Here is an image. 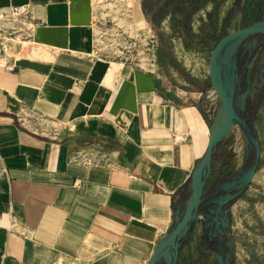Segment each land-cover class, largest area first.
I'll list each match as a JSON object with an SVG mask.
<instances>
[{"label": "crops", "instance_id": "obj_1", "mask_svg": "<svg viewBox=\"0 0 264 264\" xmlns=\"http://www.w3.org/2000/svg\"><path fill=\"white\" fill-rule=\"evenodd\" d=\"M94 4L0 0L38 24L0 52V264H148L206 151L205 79L182 87L159 68L94 57ZM234 202H210L177 264H218L204 236L224 244L228 264H250Z\"/></svg>", "mask_w": 264, "mask_h": 264}, {"label": "rangeland", "instance_id": "obj_2", "mask_svg": "<svg viewBox=\"0 0 264 264\" xmlns=\"http://www.w3.org/2000/svg\"><path fill=\"white\" fill-rule=\"evenodd\" d=\"M171 1L141 0L147 10L146 15H142L137 0H94L97 55L109 62L127 61L155 72L159 68L163 77L177 80L179 86L196 87V83L206 81V68L215 40L231 29L245 27L248 19L259 12L255 0H188L182 4ZM241 7L244 17L239 18ZM235 21L239 22L236 27ZM247 51L253 56L247 65L246 86L239 87L237 103L239 108L243 105L239 113L255 118L253 124L261 159L256 176L250 182L252 185L239 194L240 200L233 199L229 203L234 200L236 203L232 208L236 223L234 239L240 246L246 245L250 264H264L257 261L262 249L260 241L264 239V40H251L243 55ZM206 101L205 111L213 124L218 107L207 81ZM234 143L233 133L227 154L215 168L208 187L228 177L242 175L253 149L244 136V148L238 155Z\"/></svg>", "mask_w": 264, "mask_h": 264}, {"label": "water", "instance_id": "obj_3", "mask_svg": "<svg viewBox=\"0 0 264 264\" xmlns=\"http://www.w3.org/2000/svg\"><path fill=\"white\" fill-rule=\"evenodd\" d=\"M259 6L257 16L248 19L249 23L243 28L231 29L215 46L209 56L206 68V81L217 103V114L213 124L209 123V140L204 155L195 163L189 178L184 186V211L175 221L170 231L165 234L153 251L148 264H177L182 242L189 236L198 217L200 207L205 202L204 189L211 171L220 166L229 149L230 140L235 125L246 137L253 149L251 166L242 172L237 179L226 182L216 188L210 196L211 201L218 205V209L226 207L251 182L260 164L261 148L258 137L255 135V126L252 128L240 116L238 107L239 70L237 66L238 54L241 49L255 39L264 40V0H255ZM244 17L242 7L239 18ZM235 27L239 24L235 21ZM234 26V25H233ZM221 58L214 62L217 55ZM238 191L236 195L227 193L213 199L221 191ZM225 255V259H226ZM223 254H218V264H228Z\"/></svg>", "mask_w": 264, "mask_h": 264}, {"label": "built area", "instance_id": "obj_4", "mask_svg": "<svg viewBox=\"0 0 264 264\" xmlns=\"http://www.w3.org/2000/svg\"><path fill=\"white\" fill-rule=\"evenodd\" d=\"M37 26L38 24L27 17L22 5L8 6L6 8L0 9V52L10 40L25 41L31 39ZM93 54L97 59L109 62L100 55H97L95 49V34ZM118 63L136 66L134 63H129L127 61Z\"/></svg>", "mask_w": 264, "mask_h": 264}, {"label": "flooded vegetation", "instance_id": "obj_5", "mask_svg": "<svg viewBox=\"0 0 264 264\" xmlns=\"http://www.w3.org/2000/svg\"><path fill=\"white\" fill-rule=\"evenodd\" d=\"M252 56H253L252 52H248V51L244 55L242 54L241 59H242L243 66H242V68H241V70L239 72V74H240V83H239V86L238 87L244 88L246 86V81H247V65L250 64ZM247 108L249 109V104L247 105ZM249 157H248V159H249ZM248 159H247V161H248ZM252 161H253V159H252ZM251 164H252V162H251ZM251 164H250V166H251ZM244 168H245V166L243 167V171H246L248 169V168L247 169H244ZM236 177H237V175L232 176V177H228L227 179H225V180H223V181H221V182H219V183H217V184H215L213 186H210L209 189L207 190L206 194H204V196L206 197V200H205V202L200 207L201 212H207L208 209H210V208H212L214 206V205L210 204L211 199H212V198H210V196L213 194V192L216 190V188L218 186L226 183V182H230L233 179H237ZM209 178H208V181H207L206 185L209 184L208 182H210L209 181ZM227 193H229L230 195H236L238 193V191H235V190L234 191H230V192L221 191L215 197L224 196ZM215 197H213V198H215ZM230 204L231 203H229L228 206ZM216 242H218V241H216Z\"/></svg>", "mask_w": 264, "mask_h": 264}, {"label": "trees", "instance_id": "obj_6", "mask_svg": "<svg viewBox=\"0 0 264 264\" xmlns=\"http://www.w3.org/2000/svg\"><path fill=\"white\" fill-rule=\"evenodd\" d=\"M173 1H179L181 4L188 2V0H172L171 2H173ZM238 4H240V2ZM142 13L144 15H146V10L143 7H142ZM218 41H219V39L215 40V42H218ZM243 51H244V49H241L239 54H238L237 66H238L239 72L243 66L242 59H241ZM239 77H240V74H239ZM240 116L246 120V123L249 126V128H252L253 122H255V118L254 117L253 118H246L245 115L241 114V113H240ZM252 159H253V151L251 152V156L249 157L244 169H247L250 166ZM203 239H204L206 245L208 246L209 250L216 252L218 254H223L224 244L222 242H216L215 240H210L209 238H207L205 236L203 237Z\"/></svg>", "mask_w": 264, "mask_h": 264}, {"label": "bare ground", "instance_id": "obj_7", "mask_svg": "<svg viewBox=\"0 0 264 264\" xmlns=\"http://www.w3.org/2000/svg\"><path fill=\"white\" fill-rule=\"evenodd\" d=\"M220 58H221V56L218 54L216 57H215V59H214V62H217V61H219L220 60ZM241 139V138H240ZM243 141H241V140H238V144H237V151H239V152H242V150H243V143H242Z\"/></svg>", "mask_w": 264, "mask_h": 264}]
</instances>
